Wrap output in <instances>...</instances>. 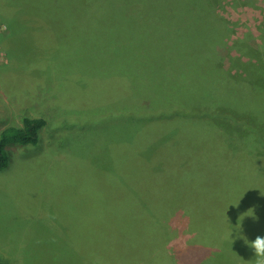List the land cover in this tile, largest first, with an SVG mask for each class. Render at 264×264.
<instances>
[{
    "label": "rangeland",
    "instance_id": "1",
    "mask_svg": "<svg viewBox=\"0 0 264 264\" xmlns=\"http://www.w3.org/2000/svg\"><path fill=\"white\" fill-rule=\"evenodd\" d=\"M6 8L15 20L28 18L16 6ZM11 34L0 13V131L21 126L29 116L45 119L50 129L55 125L56 135L47 145L8 147L11 161L0 171V264H89L98 256L112 262L104 253L116 233L88 234L79 228L77 210L70 211L85 202L109 206L116 215L132 214L125 264H193L213 236L230 237L226 222L240 202H264V190L253 187L262 185L253 177L264 157L249 153L254 143H263L261 136L250 143L254 136L226 138L206 128L193 140L178 134L176 144L163 141L144 155L140 150L161 128L148 123L132 134L103 114L114 107L105 101L125 100L123 86L116 89L114 81L96 79L89 86L80 80L74 88L68 76L53 87L54 71L40 49L25 40L22 45L17 36L9 56L4 51ZM220 55L225 57L224 51ZM232 95L248 114L259 109L256 120L264 126V97L244 89ZM64 121L75 126L59 130L56 125ZM58 147L70 152L58 155ZM70 217L76 220L72 233L66 231ZM100 237L106 242L103 249L97 246ZM79 251L90 262L83 263ZM257 259L242 256L236 264H256Z\"/></svg>",
    "mask_w": 264,
    "mask_h": 264
},
{
    "label": "trees",
    "instance_id": "2",
    "mask_svg": "<svg viewBox=\"0 0 264 264\" xmlns=\"http://www.w3.org/2000/svg\"><path fill=\"white\" fill-rule=\"evenodd\" d=\"M2 3V19L12 31L10 40L3 45L8 56L12 51L9 46L17 41L13 39L21 36L17 38L22 45L25 40L27 45L47 55V67L55 72L51 78L53 87L65 82L68 76L72 77L74 88L80 87V80L88 86L96 79L112 80L116 89L123 86L125 100L105 101L114 107L107 108L112 113L103 114L118 128L127 127L132 134L146 124L147 128L154 124L161 132L164 129L140 153L148 154L163 141L176 144L178 134L186 133L193 140L206 128L226 138L254 136L250 143L258 141L257 136L264 140V126L256 120L259 109L248 114L232 95V91L244 89L264 97V0H3ZM6 6H16V11L22 10L28 18L22 21L18 16L15 20ZM239 8L241 11L235 12ZM225 10L229 12L222 13ZM28 24L32 28H26ZM115 30L116 33L109 34ZM221 51L226 58L220 55ZM52 91L57 95L54 88ZM120 103L127 107L118 108ZM78 108L70 112H77ZM50 125L51 129L43 118L25 116L21 126L0 131V171L10 164L9 146L47 145L49 137L56 135L55 125ZM56 126L68 131L75 125L64 121ZM63 150L70 152L69 148L58 147L57 154ZM249 153L263 158L264 141L254 143ZM262 164L255 168L258 169L253 177L255 183H262L253 186L258 192L264 190ZM248 191L251 193V189ZM77 205L70 211L77 210L82 231L98 235L113 231L118 236L109 241L107 248L103 237L97 244L99 249H107L104 255L111 257L112 262L99 256L98 261L90 262L79 251L82 261L125 264L129 254L125 238L128 239L132 229V214L116 215L111 207L93 202ZM73 220L76 222L74 217L67 220L68 233H72L70 230L76 224ZM178 222L184 225L181 220ZM226 228L231 231L230 237L213 236L208 243L210 249L207 246L204 255L193 264H236L242 256L254 258V249L246 240L264 237V202H240Z\"/></svg>",
    "mask_w": 264,
    "mask_h": 264
},
{
    "label": "clouds",
    "instance_id": "3",
    "mask_svg": "<svg viewBox=\"0 0 264 264\" xmlns=\"http://www.w3.org/2000/svg\"><path fill=\"white\" fill-rule=\"evenodd\" d=\"M249 215H251V213ZM246 243H248L249 246L254 249L255 255L258 258L256 264H264V237L258 236L253 241L246 240Z\"/></svg>",
    "mask_w": 264,
    "mask_h": 264
},
{
    "label": "crops",
    "instance_id": "4",
    "mask_svg": "<svg viewBox=\"0 0 264 264\" xmlns=\"http://www.w3.org/2000/svg\"><path fill=\"white\" fill-rule=\"evenodd\" d=\"M18 147H20V146H18Z\"/></svg>",
    "mask_w": 264,
    "mask_h": 264
}]
</instances>
